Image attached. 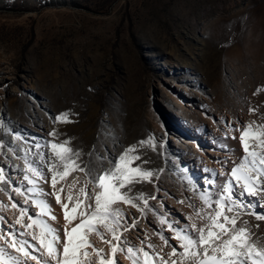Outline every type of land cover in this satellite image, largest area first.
<instances>
[{
  "label": "rangeland",
  "instance_id": "rangeland-1",
  "mask_svg": "<svg viewBox=\"0 0 264 264\" xmlns=\"http://www.w3.org/2000/svg\"><path fill=\"white\" fill-rule=\"evenodd\" d=\"M62 113L73 122L53 120ZM245 130H264V0H0L4 261L56 264L40 244L39 224L30 216L57 230L60 243L53 244L62 261L65 230L95 209L101 189L91 181L105 170L115 173L113 161L123 163L118 158L135 145L136 151L125 158L128 168L156 175L137 179L132 173L133 179L120 188L121 194L137 198L139 208L123 201L110 206L129 221L135 217V226L117 229L114 239L97 222L86 239L118 264H133L129 255H138L143 264L145 251L154 264H161L160 257L167 260L172 249L157 233L179 245L169 225L190 230L192 222L198 227L207 222L192 206L203 209L201 215L213 211L215 205L206 204L201 195L215 198L230 169L241 162ZM150 136L154 147L138 143ZM64 141L70 150L65 155L72 156L67 175L51 148ZM248 142L262 150L259 140ZM83 167L91 179L79 170ZM53 171L58 172L54 188ZM141 193L157 198L145 204L138 198ZM34 201L50 205V214ZM259 203L264 204V193ZM23 208L27 211L22 213ZM253 211L264 212V207ZM240 221H247L253 239L264 243V221L254 215ZM21 241L27 242L30 256L18 251ZM129 245L139 253H128ZM86 251L90 256L83 259L99 264L93 248ZM172 259L181 264L178 256Z\"/></svg>",
  "mask_w": 264,
  "mask_h": 264
},
{
  "label": "snow or ice",
  "instance_id": "snow-or-ice-1",
  "mask_svg": "<svg viewBox=\"0 0 264 264\" xmlns=\"http://www.w3.org/2000/svg\"><path fill=\"white\" fill-rule=\"evenodd\" d=\"M249 112L253 113L255 112V109H249ZM67 116L68 113H62L59 116L53 117V120L72 123L73 121L68 120ZM54 132L55 130L49 134L54 135ZM249 139L259 140V146L262 150L257 152L255 150V144L250 148L248 142ZM240 140L242 142L245 156L241 158L239 164L230 169L227 174L228 178L220 193L215 198L201 195V200L206 204L215 205L213 211L201 215L203 209L196 210L195 206H192L197 217L206 220L207 222L199 227L195 222H192L190 230L169 225L170 230L174 231L176 234L175 238L180 241L179 245L170 244L169 238L163 236L161 233H157L164 241V244L172 249L171 253L167 254V260L164 257H160L161 264H177V261L172 259V257L176 256L181 260V264H264V243H261L259 237L253 239L255 234L252 232L251 228L247 226V221H240V217L243 215H254L257 220L264 221V212L253 211V208L255 207H264V204L259 203L260 195L264 193V130L258 132L245 130L243 131ZM68 143V141H64L61 145L55 143L51 144V148L55 151L56 156L64 162L65 171L63 175H67L68 170L72 167L69 163V161L72 160V156L65 155L70 151L64 146ZM138 143L140 145L151 143L153 144V147L155 146L154 137L152 136H150L148 140H142ZM0 147H3V142H0ZM36 147L39 148L41 146L36 145ZM134 151H136V146H130L125 150V153L118 158V160L123 163H116L113 161L116 165L115 173H113L111 169L105 170L104 173L98 175L95 180L91 181L93 184H98V187L101 189V192L95 196V209L90 217L85 211V213H83L85 217L84 221L71 231L65 230L66 241L63 243L62 261L59 258V250L54 249L53 244V242L60 243L59 236L56 235L57 230L47 225L46 222L37 221L35 216L29 217L33 221V224H39L40 244L47 248L50 257L56 258V264H92L90 259H83V257L90 256V253L86 251L89 247L93 248L97 253L99 264H118L116 261L108 260L101 256L102 250L96 249L94 245H91L86 239V235L88 231L94 230L93 225L97 222L110 231L114 239H118L117 229L122 232L135 226V217L129 221L128 218L118 209H110L111 205L119 201H123L139 208V205L135 203L137 198L121 194L120 188L124 186L125 181L133 179L132 173L138 174L137 179L142 177L151 178L156 175V173L152 171L142 170L140 168H128L125 158L128 153ZM74 155L78 157L80 154L75 153ZM100 159H103V157H100ZM132 159H140V157L133 156ZM145 163H147V161H145ZM50 170H52L51 167ZM79 170L85 172L91 179L90 172L86 167L79 168ZM32 171L41 177L43 176V173L37 172L36 169H32ZM3 173L4 170L0 168V181L5 179ZM57 176L58 172L53 171V188L55 187ZM29 183L35 185V181H32L31 179H29ZM19 190L20 189H17V191ZM28 191L32 192L33 190L29 189ZM53 194L56 195L57 202L59 203V195L55 192ZM248 197L257 198V204L254 205L248 200ZM138 198L143 200L146 204L148 199H156L157 197H149L141 193ZM34 202L41 207L42 211L47 210L50 214V205L45 201ZM178 202L182 203V201ZM13 207H19V205L14 203ZM64 208L66 209L67 206L65 205ZM86 208H91V205H86ZM151 210L155 212V209ZM21 211L23 213L26 212L27 209L23 208ZM141 211H143V209H141ZM121 217H123V219H121ZM52 218L54 219L55 217ZM65 219H71L67 211H65ZM188 219L191 221L192 217H188ZM238 221L242 226H238ZM161 222H166L163 217H161ZM33 224H29L27 227L31 228ZM110 224L115 225V227H110ZM257 228H259V225H257ZM97 234L103 239V233H100L97 230ZM48 235L52 237L51 240L46 238ZM26 243V241H21V246L18 248V251L25 256H30V253L26 251L24 247ZM120 243L123 244L127 242L121 241ZM13 246L15 247V242L13 243ZM150 247L154 248L155 246L150 245ZM181 248L183 249V252H179V249ZM117 250L116 246L112 247L113 254H115ZM119 250L123 251L124 249L123 247H120ZM139 251L140 250L131 245L127 248L128 253L138 254ZM143 255V264H154L155 258L152 257L151 253L145 251ZM33 258L35 259V257ZM128 258L132 259L133 264H141L138 255L136 258L129 255ZM0 264H16V262H7L0 257Z\"/></svg>",
  "mask_w": 264,
  "mask_h": 264
},
{
  "label": "bare ground",
  "instance_id": "bare-ground-1",
  "mask_svg": "<svg viewBox=\"0 0 264 264\" xmlns=\"http://www.w3.org/2000/svg\"><path fill=\"white\" fill-rule=\"evenodd\" d=\"M219 162L217 161L215 164L217 165Z\"/></svg>",
  "mask_w": 264,
  "mask_h": 264
}]
</instances>
